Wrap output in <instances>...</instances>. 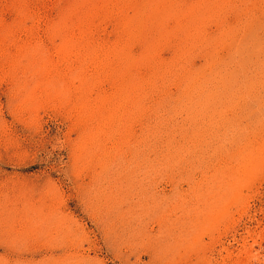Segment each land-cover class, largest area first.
<instances>
[{
    "label": "rangeland",
    "instance_id": "obj_1",
    "mask_svg": "<svg viewBox=\"0 0 264 264\" xmlns=\"http://www.w3.org/2000/svg\"><path fill=\"white\" fill-rule=\"evenodd\" d=\"M0 264H264V0H0Z\"/></svg>",
    "mask_w": 264,
    "mask_h": 264
}]
</instances>
